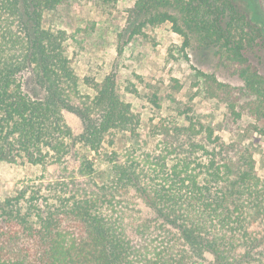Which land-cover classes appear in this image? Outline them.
Returning a JSON list of instances; mask_svg holds the SVG:
<instances>
[{
  "label": "trees",
  "instance_id": "obj_1",
  "mask_svg": "<svg viewBox=\"0 0 264 264\" xmlns=\"http://www.w3.org/2000/svg\"><path fill=\"white\" fill-rule=\"evenodd\" d=\"M65 1L0 0V161L42 170L0 200V264H264V178L254 151L189 110L179 113L184 122L153 124L146 135L156 143L145 147L139 115L116 78L82 92L67 52L72 35L45 25V14ZM254 7L135 6L141 25L172 22L185 48L194 39L212 48L217 66L243 81L203 73L228 108L221 125L231 133L244 115L264 123V71L252 58L264 43V20ZM122 132L136 144L102 153ZM96 160L108 166L104 180Z\"/></svg>",
  "mask_w": 264,
  "mask_h": 264
},
{
  "label": "rangeland",
  "instance_id": "obj_2",
  "mask_svg": "<svg viewBox=\"0 0 264 264\" xmlns=\"http://www.w3.org/2000/svg\"><path fill=\"white\" fill-rule=\"evenodd\" d=\"M244 9L255 6L264 20V0H234ZM137 0H68L45 14L47 27L66 29L72 38L67 52L78 75L82 92L94 93V83L108 75L116 78L122 97L132 103L139 115V134L143 145L154 147L156 137L152 126L164 117H178L180 111L202 118L212 125L227 142L242 140L254 151L257 169L264 178V123L244 115L241 128L236 133L222 127L228 108L220 100V93L211 88L203 73L219 81L241 85L243 81L228 74L216 64L212 48H201L194 39L184 47V37L172 22L141 25L143 15L136 11ZM252 58L264 71V43ZM69 123L80 128L81 121L67 112ZM109 139L113 140L109 142ZM137 142L128 133L108 137L102 153L133 146ZM101 180L110 176L108 166L96 160ZM105 170L103 175L101 171ZM42 173L40 166L20 160L15 163L0 161V200L13 196L30 179Z\"/></svg>",
  "mask_w": 264,
  "mask_h": 264
}]
</instances>
